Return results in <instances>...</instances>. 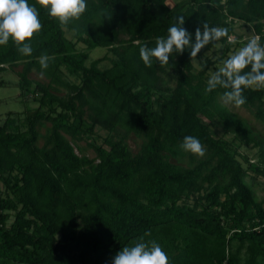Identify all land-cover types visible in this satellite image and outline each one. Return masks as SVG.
I'll list each match as a JSON object with an SVG mask.
<instances>
[{
	"label": "trees",
	"instance_id": "trees-1",
	"mask_svg": "<svg viewBox=\"0 0 264 264\" xmlns=\"http://www.w3.org/2000/svg\"><path fill=\"white\" fill-rule=\"evenodd\" d=\"M28 2L42 24L27 41L32 54L21 55L11 39L0 45V72L20 64L22 95L40 94L37 108L8 113L0 123V264H110L141 238L160 244L170 264H264V193L257 200L244 180L246 170L264 176V143L216 106L224 89L205 94L211 61L201 58L217 43L230 44L227 17L251 24L264 45V0H178L173 6L87 0L86 11L66 27L36 0ZM180 16L193 41L203 23L227 35L201 49L197 71L190 49L174 53L167 65L154 60L146 67L139 48L155 47ZM78 42L85 49H77ZM95 47L112 53L110 66L98 65L105 57L86 64ZM44 54L53 58L43 70L47 83L29 77L41 73ZM64 70L78 81L67 80ZM58 87L67 97L51 92ZM243 95L240 107L264 123V89ZM45 122L51 128L38 145ZM96 124L108 130L100 144H90L96 157L79 155L73 142ZM217 126L258 146L262 161L237 152L212 131ZM131 133L145 138L136 153L125 140ZM189 135L204 146V159L179 147ZM185 156L189 166L171 161Z\"/></svg>",
	"mask_w": 264,
	"mask_h": 264
},
{
	"label": "clouds",
	"instance_id": "clouds-1",
	"mask_svg": "<svg viewBox=\"0 0 264 264\" xmlns=\"http://www.w3.org/2000/svg\"><path fill=\"white\" fill-rule=\"evenodd\" d=\"M44 8L49 18L58 21L61 27H66L70 20L79 19L87 9V0H36ZM183 16L167 29V36L156 38L155 47L141 46L139 57L146 67H152L153 61L160 66L169 64V58L190 49V58L194 59L210 42L217 41L227 35L223 28H210L206 23L197 27L192 35L182 27ZM42 29L39 12L28 0H0V45H7L9 40L17 46V51L23 56L33 52L31 41L33 36ZM53 59L44 54L39 57L43 70L49 67ZM249 71H245L249 68ZM224 89L219 99L222 105H232L237 108L246 103L243 95L245 89H264V45L260 36H252L247 43L222 61L218 70L212 72L207 79L205 94ZM179 147L188 153L202 157L204 146L198 138L185 136ZM148 235V234H146ZM110 264H170L169 257L155 240L145 241L141 238L132 246L121 248L112 258Z\"/></svg>",
	"mask_w": 264,
	"mask_h": 264
},
{
	"label": "rangeland",
	"instance_id": "rangeland-1",
	"mask_svg": "<svg viewBox=\"0 0 264 264\" xmlns=\"http://www.w3.org/2000/svg\"><path fill=\"white\" fill-rule=\"evenodd\" d=\"M178 0H166L168 6H173ZM230 21L233 25V32L227 37V42L230 44H221L217 43L211 49L205 51L202 55V59L206 58L211 61L210 68L208 70L207 79L210 74L219 69L222 65V61L227 59L229 55L233 54L239 48L243 47L244 42H247L252 36H254V32L251 28V24L244 22L240 19L227 17V21ZM67 37L75 40L74 33L72 30L66 29ZM231 37L228 40V38ZM77 49H85V45L82 42L77 43ZM103 58L98 64L101 68H105L110 66V58L113 57L112 53L104 47H95L89 51V58L86 64H89L92 60L97 58ZM200 58L192 59V63L194 65V70L197 71L200 67L199 65ZM22 66L19 64L17 66L8 67L4 72H0V78L4 81V85L0 87V123L8 117V113H12V116H23L24 112L28 110H34L39 106V102L37 98L40 94L28 93L27 95H22L21 89L18 86L19 81V72L21 71ZM65 74V78L70 81L77 82L78 79L72 75L66 74L65 70L63 71ZM29 77L32 80L40 81L43 83H47L48 79L44 76H40L36 71H32L29 74ZM174 81L170 80L169 84L173 85ZM51 92L60 96L67 97V91L63 87L52 88ZM220 96L216 99V106L218 108L224 109L232 118L242 121L252 133L256 136V138L260 139L264 143V123L259 121L252 113L250 109L235 107L232 105H222ZM87 122L89 120L87 119ZM51 128V124L49 122L43 123V125L38 126L39 130V139L37 144L41 145L44 141V135L49 132ZM213 132L217 135H223L224 138L232 141L234 147L237 149L241 155H245L254 162L262 161L260 157V149L258 146H254L252 143H246L244 141L238 140L235 138L233 133L224 132L223 127L217 126L211 128ZM108 134V130L100 125H95L92 129V132L82 133L81 139L77 142H73L75 147V152L79 155H85L88 158H95L96 152L93 147L90 145L91 143L100 144L103 141V138ZM68 139V135H66ZM126 143L128 148L132 153H136L139 151L143 141L145 140L142 136H137L133 133L126 136ZM205 154L201 157L204 159L206 157ZM240 159V157H237ZM171 161L182 166H189V158L185 156L181 160H177L176 157H171ZM197 161H193L192 164H196ZM244 167L246 166L243 163ZM244 180L247 185L251 187L253 190L255 197L257 200H260L264 193V176L258 173H255L250 170H246V174L244 176ZM3 186L0 183V191Z\"/></svg>",
	"mask_w": 264,
	"mask_h": 264
},
{
	"label": "built area",
	"instance_id": "built-area-1",
	"mask_svg": "<svg viewBox=\"0 0 264 264\" xmlns=\"http://www.w3.org/2000/svg\"><path fill=\"white\" fill-rule=\"evenodd\" d=\"M255 36H256V35H255ZM230 38H231V37H229L228 40H232V39H230Z\"/></svg>",
	"mask_w": 264,
	"mask_h": 264
}]
</instances>
